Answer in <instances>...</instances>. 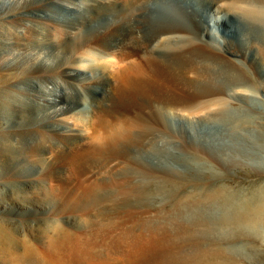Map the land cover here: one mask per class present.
<instances>
[{
    "label": "bare ground",
    "instance_id": "6f19581e",
    "mask_svg": "<svg viewBox=\"0 0 264 264\" xmlns=\"http://www.w3.org/2000/svg\"><path fill=\"white\" fill-rule=\"evenodd\" d=\"M176 157L210 179L264 172V0H0V248L17 240L7 210L70 193L55 181L83 164L122 178L85 186L91 199H130L148 192L146 158ZM221 185L194 205L230 202ZM259 199L215 222L195 215L171 260L224 255L234 238L263 247ZM52 219L32 226L45 234Z\"/></svg>",
    "mask_w": 264,
    "mask_h": 264
},
{
    "label": "rangeland",
    "instance_id": "374dc122",
    "mask_svg": "<svg viewBox=\"0 0 264 264\" xmlns=\"http://www.w3.org/2000/svg\"><path fill=\"white\" fill-rule=\"evenodd\" d=\"M146 159V165L155 169H151L152 174L140 178L142 184L149 188L142 197L132 196L127 199L121 193L117 196L111 194L109 189L102 191L100 198L91 199L84 188L93 182L104 180L115 184L114 181L118 179L117 185L122 184L118 173L113 178L106 176L111 172L110 164L106 162L99 167V176L92 175L91 168L83 164L70 181L56 179L55 183L69 186L70 193L65 190L52 192L50 196L55 200L47 203L45 208L38 206L37 209H24L13 205L12 209L7 210L8 216L15 217L8 229L17 240L14 238L16 241L11 248H0L4 255L10 254L6 264H55L46 256L51 254L62 257L57 264H264V252L257 248L261 245L260 241L255 244L238 238L223 243L229 253L200 258V263L197 257L171 260L172 253L182 246L180 239L185 234V224L192 219L196 220L195 215L203 214L215 222L226 214L233 215L234 207L241 206V203L244 206L248 202L256 205L259 198L261 202L264 199V172L259 175L242 169L223 173V169L219 167L217 170L222 173L221 177L214 176L210 179L209 175L197 171L196 168L200 169L199 167L181 163L184 157L171 158L167 163H158L153 158ZM66 161L68 162L63 158L55 163V168L68 166ZM124 165L122 162L118 164L116 172L123 169ZM31 169L36 173L41 167ZM221 183L231 195L230 202L216 201L209 204L200 201V205H194L196 200L199 201L204 196L205 191ZM42 201L41 198H36V202ZM51 217L52 224L45 234L39 233L32 226V220H47ZM17 218L20 222H17ZM234 228L230 226L226 229L234 231ZM260 233L263 238L264 231ZM55 238L64 240L63 249L59 250L56 244L58 240Z\"/></svg>",
    "mask_w": 264,
    "mask_h": 264
}]
</instances>
